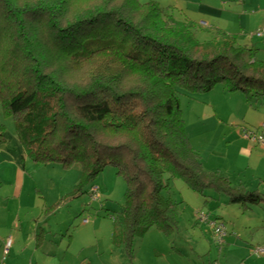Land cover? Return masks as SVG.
<instances>
[{"label": "trees", "instance_id": "1", "mask_svg": "<svg viewBox=\"0 0 264 264\" xmlns=\"http://www.w3.org/2000/svg\"><path fill=\"white\" fill-rule=\"evenodd\" d=\"M194 32L193 22L154 2L0 0L4 115L33 163L79 165L80 186L107 166L123 176L112 241L130 260L135 238L152 228L165 235L177 229L179 204L163 196L175 179L199 194L223 193L230 204L264 202L203 169L179 99L180 91L217 85L264 97V61L235 35L201 42Z\"/></svg>", "mask_w": 264, "mask_h": 264}, {"label": "crops", "instance_id": "2", "mask_svg": "<svg viewBox=\"0 0 264 264\" xmlns=\"http://www.w3.org/2000/svg\"><path fill=\"white\" fill-rule=\"evenodd\" d=\"M254 17L238 16L236 21L241 29L247 21L261 26L262 21ZM244 45L259 52L251 44ZM197 97L200 100L194 102L193 109L204 121H213L209 131L219 138L215 143L200 141L196 145L192 140L195 136L189 134L203 169L218 173L232 187L264 196V145L243 137L247 130L264 135V97L249 99L242 92L225 91L222 85ZM17 144L13 149L21 153ZM199 195L204 199L203 207L196 198L193 205L185 202V198H176L178 202L171 199L179 204L178 211L185 204L183 215L178 214L177 229L165 235L152 228L135 238L131 260L123 246L113 243L111 221L76 224L78 206L69 209L57 204L51 210L56 204L48 206L44 201L43 217L40 215L33 225L28 224L22 231L17 219L18 224L11 231L9 228L8 233H0V264H264V254L253 253L255 247H264V202L230 204L226 195L211 189ZM198 212L205 213L209 221L224 225L226 234L222 244H216L208 222L197 220ZM7 238L12 239V245L4 254Z\"/></svg>", "mask_w": 264, "mask_h": 264}, {"label": "rangeland", "instance_id": "3", "mask_svg": "<svg viewBox=\"0 0 264 264\" xmlns=\"http://www.w3.org/2000/svg\"><path fill=\"white\" fill-rule=\"evenodd\" d=\"M138 1L142 4L154 2L167 10L174 19L193 22L195 36L201 42L208 41L220 33L235 35L240 45L251 44L258 48L259 52L255 58L264 61V37L257 38L254 35L264 27V0ZM253 15L263 24L256 26L257 23L253 25V21H247L246 26L241 29V24L236 18L239 16L249 19ZM198 94L203 95L180 91V108L186 135L189 138V134H193L195 138L192 140L196 145L200 141L204 144L211 141L215 143L219 138L209 131V125L213 124V121H204L205 119L199 117L200 113L197 115L193 109L194 102L200 100ZM1 127L3 141L0 143V233H8L9 228L11 231V227L18 224L17 219L22 224V231L28 224L33 225L32 222L38 220L43 213L44 201L48 206L63 204L64 208L69 209L78 206V214L74 220L76 224L83 220L90 224L95 220L99 224L112 222V217L122 211L126 182L122 175L117 174L115 168L105 167L93 179L80 186L82 173L79 165L65 169L55 163L35 164L24 154L21 146L17 144L13 119L4 115L0 105ZM16 144L21 153L13 149ZM92 186L99 188L95 196L90 193ZM163 196L174 201L176 198H185L189 205H193L196 198L198 203L204 206V199L188 189L179 179L171 182L170 187L163 191ZM221 197L225 199L224 196ZM184 205L182 203L180 206V215L184 213Z\"/></svg>", "mask_w": 264, "mask_h": 264}, {"label": "built area", "instance_id": "4", "mask_svg": "<svg viewBox=\"0 0 264 264\" xmlns=\"http://www.w3.org/2000/svg\"><path fill=\"white\" fill-rule=\"evenodd\" d=\"M255 36L257 37H262L264 36V27L260 28L257 30V32L254 33ZM243 137L246 139H249L253 142H257L261 145H264V135L263 134H257L253 131H244ZM99 190L98 187L92 186L91 187V194L95 196L97 194V191ZM197 220L200 222H208L209 225L213 228L214 235H215V242L217 245L222 244L223 238L226 234L225 227L222 223L216 222L214 220L209 221L207 218V215L203 212H198L197 213ZM83 222H86V220H83ZM12 245V239L7 238L4 243V254H7L9 252V249ZM253 253L255 255H262L264 254V247H255L253 249Z\"/></svg>", "mask_w": 264, "mask_h": 264}]
</instances>
